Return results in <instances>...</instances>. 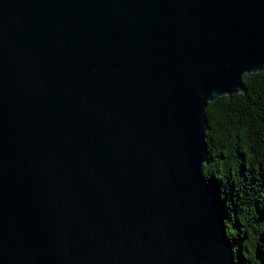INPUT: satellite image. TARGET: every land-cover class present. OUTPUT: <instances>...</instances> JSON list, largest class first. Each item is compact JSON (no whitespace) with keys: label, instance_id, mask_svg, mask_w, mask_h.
<instances>
[{"label":"water","instance_id":"water-1","mask_svg":"<svg viewBox=\"0 0 264 264\" xmlns=\"http://www.w3.org/2000/svg\"><path fill=\"white\" fill-rule=\"evenodd\" d=\"M264 68V0H0V264H235L205 108Z\"/></svg>","mask_w":264,"mask_h":264},{"label":"trees","instance_id":"trees-1","mask_svg":"<svg viewBox=\"0 0 264 264\" xmlns=\"http://www.w3.org/2000/svg\"><path fill=\"white\" fill-rule=\"evenodd\" d=\"M205 108L203 176L220 200L235 264H264V68Z\"/></svg>","mask_w":264,"mask_h":264}]
</instances>
